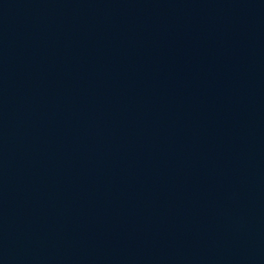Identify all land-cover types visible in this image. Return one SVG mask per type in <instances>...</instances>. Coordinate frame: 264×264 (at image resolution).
I'll use <instances>...</instances> for the list:
<instances>
[{"label": "water", "instance_id": "95a60500", "mask_svg": "<svg viewBox=\"0 0 264 264\" xmlns=\"http://www.w3.org/2000/svg\"><path fill=\"white\" fill-rule=\"evenodd\" d=\"M0 264H264V0H0Z\"/></svg>", "mask_w": 264, "mask_h": 264}]
</instances>
